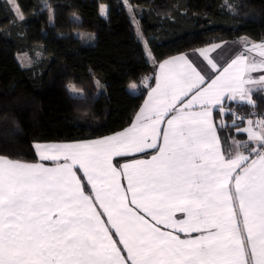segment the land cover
I'll use <instances>...</instances> for the list:
<instances>
[{
  "label": "crops",
  "instance_id": "crops-1",
  "mask_svg": "<svg viewBox=\"0 0 264 264\" xmlns=\"http://www.w3.org/2000/svg\"><path fill=\"white\" fill-rule=\"evenodd\" d=\"M146 56L127 128L0 156V264H264V116L228 132V153L218 131L224 103L264 93V40Z\"/></svg>",
  "mask_w": 264,
  "mask_h": 264
},
{
  "label": "trees",
  "instance_id": "trees-1",
  "mask_svg": "<svg viewBox=\"0 0 264 264\" xmlns=\"http://www.w3.org/2000/svg\"><path fill=\"white\" fill-rule=\"evenodd\" d=\"M14 2L21 18L10 0H0V156L21 162L36 160L35 143L91 140L131 125L153 82L144 44L159 63L241 36L264 40V0ZM20 53L30 66L19 63ZM251 100L223 104L221 137L245 122L229 126L232 111L264 116L263 91Z\"/></svg>",
  "mask_w": 264,
  "mask_h": 264
},
{
  "label": "rangeland",
  "instance_id": "rangeland-1",
  "mask_svg": "<svg viewBox=\"0 0 264 264\" xmlns=\"http://www.w3.org/2000/svg\"><path fill=\"white\" fill-rule=\"evenodd\" d=\"M11 1V6L13 7V10L15 11V13H17V16H18V18H21V15H20V13H19V11H18V8H17V6H16V4H15V2H14V0H10ZM123 2L125 3V0H123ZM103 9V8H102ZM128 14H129V16H130V18H131V20H132V22H133V24L135 25V27H136V32H137V35H138V37L139 38H141V40L143 41V37H142V34H141V31H140V28H139V25H138V23H137V21L135 20V18L132 16V14H131V10L128 8ZM101 12H102V10H101ZM144 48L146 49V53H147V51H149V49L147 48V45L146 44H144ZM17 58H18V61H19V63L23 66V67H28V66H30L31 65V59L28 57V55L26 54V53H20V54H18L17 55ZM69 90L73 93V94H80L81 93V91H79V90H77V89H74V88H72V87H69ZM135 89H133L132 87H130V89H129V91H134ZM253 116H254V114H252ZM246 117V116H245ZM233 119V121L234 122H236V123H238V122H240L239 121V118H232ZM246 119H248V118H246ZM246 121V120H245ZM232 122V121H231ZM231 135V134H230ZM243 138H244V136L243 135H237V136H235V137H233V139H236V141L238 142V144L239 143H243L244 141H243ZM222 141H223V148H224V151L226 152V153H228L229 152V141H230V139H229V133L228 132H226V131H223L222 132ZM263 143H264V141H263ZM255 148H257V147H255ZM258 149V148H257ZM257 149L254 151V154L255 155H259V154H261V153H258V151H257ZM255 155H253V156H255ZM251 263V262H250Z\"/></svg>",
  "mask_w": 264,
  "mask_h": 264
},
{
  "label": "built area",
  "instance_id": "built-area-1",
  "mask_svg": "<svg viewBox=\"0 0 264 264\" xmlns=\"http://www.w3.org/2000/svg\"><path fill=\"white\" fill-rule=\"evenodd\" d=\"M234 116V118H239V121H245L246 117L243 114L235 113L234 111L231 112ZM264 147V143L261 144V146L257 149L258 153H261V149Z\"/></svg>",
  "mask_w": 264,
  "mask_h": 264
}]
</instances>
